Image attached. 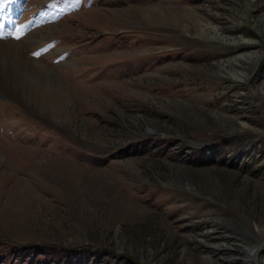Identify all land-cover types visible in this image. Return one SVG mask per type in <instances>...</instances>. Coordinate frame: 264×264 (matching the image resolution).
I'll list each match as a JSON object with an SVG mask.
<instances>
[{
  "label": "rangeland",
  "instance_id": "rangeland-1",
  "mask_svg": "<svg viewBox=\"0 0 264 264\" xmlns=\"http://www.w3.org/2000/svg\"><path fill=\"white\" fill-rule=\"evenodd\" d=\"M0 23L62 90L0 87V264H264V0H19Z\"/></svg>",
  "mask_w": 264,
  "mask_h": 264
},
{
  "label": "bare ground",
  "instance_id": "bare-ground-1",
  "mask_svg": "<svg viewBox=\"0 0 264 264\" xmlns=\"http://www.w3.org/2000/svg\"><path fill=\"white\" fill-rule=\"evenodd\" d=\"M8 22L10 28L12 20L9 19ZM0 43V87H2L5 91L16 94L19 97H21L22 95L29 102H33V100L36 101L38 99L41 100L43 104H45V101H47L48 99L56 102V99H58V94L61 90L60 86L58 88H56L55 86V84H59L57 78H54L53 74L47 72L43 68H39V72H37V75H35L34 72L30 75L29 65L34 64L29 60H24L25 57L23 53H21L17 45L12 42ZM27 63L29 65L25 67L24 71H26L28 74H24V72H22V69L23 66ZM35 67L37 69V66ZM49 100L45 105L48 109L50 106L51 110L52 103L49 102ZM252 229L254 236L259 238L255 247L253 246L254 248L251 254V260L255 263L256 254L260 252L261 247L264 245V231H262L260 227L256 225H254ZM227 249L232 250L233 248L227 247Z\"/></svg>",
  "mask_w": 264,
  "mask_h": 264
},
{
  "label": "snow or ice",
  "instance_id": "snow-or-ice-1",
  "mask_svg": "<svg viewBox=\"0 0 264 264\" xmlns=\"http://www.w3.org/2000/svg\"><path fill=\"white\" fill-rule=\"evenodd\" d=\"M17 0H0V20L3 19V14L6 10L13 4H15ZM3 28V24L0 23V29ZM19 38V35L17 36Z\"/></svg>",
  "mask_w": 264,
  "mask_h": 264
}]
</instances>
